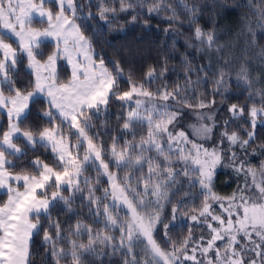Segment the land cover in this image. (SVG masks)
<instances>
[{
    "label": "snow or ice",
    "instance_id": "snow-or-ice-1",
    "mask_svg": "<svg viewBox=\"0 0 264 264\" xmlns=\"http://www.w3.org/2000/svg\"><path fill=\"white\" fill-rule=\"evenodd\" d=\"M52 2L0 0V114L7 116V127L0 123V192L7 195L0 203V264H29L30 242L40 233L44 218L49 225L43 229V244L51 246L55 264L68 256L72 264H83L85 255H106L104 249L112 255L119 253L123 264H187L189 261L191 264H264V164L260 165L257 179V170L240 160L236 152L239 147L248 155L246 149L255 139L256 128L264 127V88L257 92L259 106L251 92V107L235 103L228 106L230 117L223 121L218 144L209 149L192 141L185 130L179 128L180 118L185 113L177 106L195 110L193 114L199 125L190 127L199 140L213 139L215 130L220 127L216 119L219 109L214 108L216 94L225 87L227 68L221 66L216 74L210 100L203 93L195 94L192 86L200 84L201 80L191 79L193 72L199 75L208 70L194 67L191 61L185 68L186 86L177 84L169 90L164 84L156 91L150 90L157 79L156 68L150 66L139 84L129 73V90L120 91L123 70L118 62L115 69L110 70L103 55L97 57L94 38L86 35L84 27L76 22L82 16L76 0H54L55 12L47 6ZM259 3L264 4V0ZM145 6L149 16L167 12L166 19L170 22L179 19L177 7L182 8L190 16L189 24L196 25L195 43L189 42L188 46L198 52L205 48L209 52L221 51L214 32H205L199 26L196 19L199 6L189 4L188 0H180L178 6L169 4L168 0H153L150 4L148 0H137L135 4L132 0H119V9L116 0L111 6L108 0H100L97 15L107 24L109 13L114 18L118 11L126 13ZM140 15L142 12L133 15L132 21ZM88 16L93 18L91 12ZM259 19L264 21V8L259 10ZM45 20L46 27L34 26ZM47 41H54V48L45 59L40 49ZM261 55L264 56V52ZM61 59L71 65V78L67 82H61L58 73ZM25 61V70L33 79L21 87L17 77ZM166 72V67L160 69L161 75ZM237 79L243 81L248 90L253 88L246 65H241ZM190 90L192 95H188ZM221 95L222 99H227ZM113 97L121 102L118 107L127 112L126 116H117L124 121V131L113 136L111 145L105 148L99 142V133L93 135L91 129L94 119L107 114ZM193 100L196 102L192 103ZM37 104L46 106L38 112L41 124L30 120L33 106ZM204 109L214 110L205 112ZM245 116L247 121L243 119ZM234 121L240 123L229 132ZM245 123L251 131L246 128L241 133L240 125ZM145 127L147 134H141L139 141L134 142L136 129ZM129 133L131 139L127 138ZM121 135L125 137L122 144ZM225 141L230 153L227 157ZM37 148L50 149L54 162L49 164L37 156L30 165L16 171L14 161ZM221 164L246 178L244 187L228 197L213 190L216 169ZM121 171L123 179L119 175ZM90 172H94L95 177ZM181 176L185 179L181 180ZM248 176L252 177L251 187L255 188L251 194ZM105 178L107 187H103V195L99 196L97 192ZM197 185L204 200L199 209L192 208L198 214L189 219L196 224H207L209 236L197 240L191 226L187 225L188 235L181 241H172L169 251L165 243L172 230L186 226L185 222L177 224L176 221L188 203L190 190ZM181 192L185 199L173 203L172 198ZM78 195L82 206L97 223L103 219V226L94 233L91 225L77 219L65 236L60 222L53 220L52 210L62 203L71 213ZM209 201L219 204L220 214ZM168 204H172L171 219H167L164 211ZM53 226L55 236L51 234ZM161 227L163 242L158 239ZM115 229L119 230V237L113 234ZM85 235L86 244L81 240ZM66 240L68 249L63 247ZM219 241L223 243L218 244ZM213 251L215 255L211 256Z\"/></svg>",
    "mask_w": 264,
    "mask_h": 264
},
{
    "label": "trees",
    "instance_id": "trees-1",
    "mask_svg": "<svg viewBox=\"0 0 264 264\" xmlns=\"http://www.w3.org/2000/svg\"><path fill=\"white\" fill-rule=\"evenodd\" d=\"M113 0H108L109 6H111ZM137 0H132L135 4ZM153 0H148V3H152ZM180 0H168L169 4L179 5ZM188 3H196L200 12L196 19L199 26L205 32H214L216 36V43L221 47V51L217 52L213 49L209 52L206 48L203 51L198 52L196 48L189 47V42L195 43L194 29L196 25H190V16L182 8L177 7L179 19L175 22H170L166 19L167 12H162L159 15H148L147 6L143 9L135 8L130 9L126 13L117 12L115 17L111 13L108 14L109 22L106 24L99 19L97 15V9L100 4V0H76L77 6L82 11V16L76 22L84 27L85 34L95 40V51L97 57L103 55L105 58L106 66L110 70H114L117 62L120 68L123 70L122 78L119 81V90H129V73L132 75L134 82L139 84L144 81L146 72L150 66L156 68V81L151 85L152 91H156L164 84H167L169 90H172L177 84L181 86L185 85V68L189 61L196 68L203 67L207 69V72H200L199 75L193 72L191 79L201 80L198 85H193L195 94L199 96L200 93L204 94L206 99L212 98L214 90L213 81L217 78L221 66L227 68L228 75L225 77L226 84L221 93L227 97L222 99L221 93L216 94L215 109H219L216 119L220 125L215 130L214 138L207 141H202L197 138L190 125H199L193 112L194 109L183 107L178 105L185 113L180 118L179 128L185 130L186 134L192 141L204 144L206 147L211 148L213 145L218 144L220 139V129L223 127V121L229 119L230 113L227 112V108L230 104L244 105L251 107L249 101V95L251 92L252 99L257 106L260 104V97L257 92L264 88V56L261 55L264 52V21L259 19V10L264 8V4H260L259 0H188ZM51 7L55 12L57 6L54 1L47 5ZM116 7L119 9V0H116ZM170 11V10H169ZM89 12L92 13L93 18H89ZM142 15L138 16V19L133 22L131 17L138 13ZM172 23V27L169 28V24ZM35 27H46V22L43 24L35 23ZM102 29V31H101ZM167 29V31H166ZM54 48V44L50 41L45 42L40 51L44 53L46 59L47 54ZM187 57V59H186ZM211 57V59H209ZM223 57V58H222ZM226 60L228 63H226ZM166 62V63H165ZM241 65H246L248 71L251 74L253 80V88L248 90L243 81L237 79V73L240 70ZM26 61L20 66L19 76L17 77L18 86H25L33 77L25 70ZM162 67L167 68V72L161 75L160 69ZM58 73L61 82H67L70 76L69 69L65 60L58 61ZM192 91L188 92V95H192ZM159 102V101H157ZM195 103L196 101H191ZM120 101H116L113 97L112 102L108 106L107 114H101L99 119L93 120V128L91 134L96 135L99 133V142H102L105 148H108L112 143L113 136L121 134L123 119H117V116H126V109L118 107ZM41 107H46L42 104L33 106L32 116L30 120L35 124H41L42 121L38 119V112ZM214 109H204L202 111L209 112ZM247 121V116L243 118ZM0 123L7 127V122L4 114H0ZM239 121H234L229 127V132L235 130ZM251 131L250 126L245 123L240 125L239 131L243 133L245 129ZM137 139L134 142L139 141L141 134L146 135V127L136 129ZM131 139V134L127 136ZM125 137L121 135V144ZM74 142V141H73ZM225 157L230 156L227 152V141L224 144ZM248 155H245L239 147L236 148L237 155L240 160H243L247 165L257 170L259 179L260 165L264 164V127L258 126L255 130V139L251 142L250 146L246 149ZM39 156L49 164L54 162V157L50 149L37 148L35 151H28L27 155L18 161H14L16 164V171H19L22 167L31 164V161ZM105 159H108L105 156ZM239 163V161H237ZM114 170V169H112ZM146 172V168H145ZM90 175L95 177L94 172H90ZM120 177L124 172L119 173ZM181 180L185 178L180 177ZM244 183V178L237 173L232 167H224L223 164L216 169V175L214 177L213 190L216 194L224 197L232 195L237 189ZM103 187H107L106 180L101 190L97 192V195H103ZM254 190L255 189H251ZM191 195L186 199L188 201L186 207L182 208L179 213V217L176 221L179 224L181 221L185 222L186 226L183 229L176 228L171 231L170 239L165 243V247L171 251L172 241H181L187 235L191 226L192 235L198 240L203 235L201 232L202 226H198L193 222L188 221V217L194 215L192 208L199 209L204 200L200 195V189L197 185L196 188L191 189ZM51 192V190H50ZM49 192V196H50ZM6 195V194H5ZM4 193H0V203L5 201ZM67 195V193H65ZM185 199L183 192L172 198V202L176 203L178 200ZM86 203V202H85ZM73 211L67 212L64 205L58 204L56 208L52 210L53 220H58L64 229V235H68V230L71 226H74L77 219L82 220L85 224L91 225L93 232L100 229L103 226V219L99 223L96 222V218L89 214L86 207L82 206L81 196L78 195L72 205ZM172 204H168L165 208V215L167 219H171ZM185 212L187 213L185 215ZM41 231L38 235H34L31 240V257L29 264H55V260L50 254V245L45 246L43 244V229L47 228L49 221L47 218L41 221ZM74 230V229H73ZM51 234L55 236L56 229L53 226ZM113 234L119 237V230L115 229ZM163 242V228H160V235L158 236ZM83 243H87V235L81 238ZM65 249L69 248V244L66 241L63 243ZM99 251V245H97ZM106 255L88 254L83 258V264H123V258L119 253L112 255L108 249H104ZM140 254V249H137V255ZM60 264H72L71 257L68 256L61 260ZM191 264V263H187Z\"/></svg>",
    "mask_w": 264,
    "mask_h": 264
},
{
    "label": "rangeland",
    "instance_id": "rangeland-1",
    "mask_svg": "<svg viewBox=\"0 0 264 264\" xmlns=\"http://www.w3.org/2000/svg\"><path fill=\"white\" fill-rule=\"evenodd\" d=\"M46 22V21H45ZM46 26H47V22H46ZM5 115V118H6V122H7V116H6V113L4 114ZM147 130V129H146ZM74 131V130H73ZM203 141V140H202ZM189 147H191V145H189ZM209 149H211V148H209ZM81 152H82V150H81ZM221 166V165H220ZM249 166V165H248ZM219 167V166H218ZM218 167H217V169H218ZM113 171H116L115 169L113 170ZM241 176H243V178H244V183H242L241 184V186L239 187V188H243L244 187V185H245V176L243 175V174H240ZM121 179H123V175L121 176ZM105 180H106V178H105ZM247 181H248V184H249V186H250V189H249V193L251 194L252 192H254V190H251L253 187H251V184H252V177L251 176H248L247 177ZM106 182H107V180H106ZM253 189H255V188H253ZM238 190V189H237ZM237 192V191H236ZM1 193H3V192H1ZM5 195V194H4ZM231 196V195H230ZM5 197L7 198V195H5ZM204 198V197H203ZM211 204H212V208H213V210L217 213V214H220L221 213V209H220V206H219V204L217 203V202H215V201H209ZM196 214H198V213H196ZM226 215V214H225ZM203 219V218H202ZM208 220L210 221V222H212L213 223V225L214 226H217L218 227V225L216 224V222H214V221H211V217H208ZM188 221L189 222H193V221H191L190 219H189V217H188ZM193 223H195V222H193ZM196 224V223H195ZM198 226H202V229H201V232L203 233V235L202 236H204L205 238H208V236H209V229H208V227H207V224H197ZM201 237V236H200ZM199 237V238H200ZM218 244H222L223 242L222 241H219V242H217ZM197 255H198V258H199V253H197ZM210 255L211 256H214L215 255V253H214V251L212 252V253H210ZM187 263H191L190 261L189 262H187Z\"/></svg>",
    "mask_w": 264,
    "mask_h": 264
},
{
    "label": "crops",
    "instance_id": "crops-1",
    "mask_svg": "<svg viewBox=\"0 0 264 264\" xmlns=\"http://www.w3.org/2000/svg\"><path fill=\"white\" fill-rule=\"evenodd\" d=\"M54 1V0H53ZM46 21V20H45ZM50 42H52L53 44H54V41H50ZM65 62H66V60H65ZM66 65H67V67H68V69H69V73H70V76H69V79L71 78V71H72V69H71V65H69L67 62H66ZM68 79V80H69ZM53 111L55 112V109H53ZM1 193V192H0ZM7 198H5V200H6Z\"/></svg>",
    "mask_w": 264,
    "mask_h": 264
}]
</instances>
